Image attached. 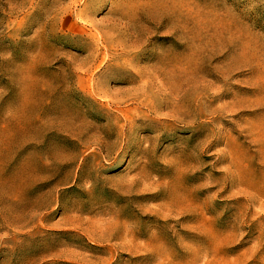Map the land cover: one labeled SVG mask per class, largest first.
<instances>
[{
    "label": "rangeland",
    "instance_id": "obj_1",
    "mask_svg": "<svg viewBox=\"0 0 264 264\" xmlns=\"http://www.w3.org/2000/svg\"><path fill=\"white\" fill-rule=\"evenodd\" d=\"M0 264H264V0H0Z\"/></svg>",
    "mask_w": 264,
    "mask_h": 264
}]
</instances>
